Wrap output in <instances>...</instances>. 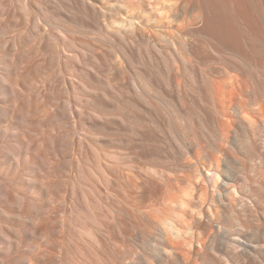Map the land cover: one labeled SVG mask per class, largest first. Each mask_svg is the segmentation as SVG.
<instances>
[{"label":"bare ground","instance_id":"obj_1","mask_svg":"<svg viewBox=\"0 0 264 264\" xmlns=\"http://www.w3.org/2000/svg\"><path fill=\"white\" fill-rule=\"evenodd\" d=\"M16 1L20 3V12L24 16H32L35 20L33 23L39 28L40 23L37 16L41 12L44 13L47 21L53 17V14L44 7L40 8L39 15H37L32 9V6H34L32 3L25 0H9L5 11L6 15H11L9 18L17 19L18 17L20 20L19 14L21 13L19 10L18 16L15 13L17 10H13ZM135 1L138 4L143 2V0ZM92 7L90 5V8ZM126 10L127 15L125 17L130 18L133 22L137 21L140 26L131 28V25L128 24L126 26L121 22H118V24L125 28V32L129 36L131 35L133 44L138 45L139 43L142 48L135 51L125 46L122 47L123 62L114 64L103 62L95 54V47L92 44L87 46L82 41L75 39L74 36L76 35L75 32H80L86 37L92 33L96 36L94 40L100 45H106L111 34L120 36L119 38L124 41L125 38L122 36L120 29L114 28L107 32L100 26L94 27L87 20L88 13L91 12L87 8H84L81 15L73 17V25L68 26L70 30L64 24H62L63 27L56 24L59 28L56 32L57 35L60 32L59 35L62 34L63 36H59L61 48L59 51L54 50L56 52L53 51L54 55L56 57L60 55L59 58L62 64L59 63L62 66L63 63L66 64L65 70L66 67H69L67 66L69 64L71 66L76 64V66L74 65L67 71L69 78L65 79L66 84L64 83L68 89L65 88V91H68L66 101L64 99L65 102H60L62 95L55 97L52 95L50 97L52 100H59V102L55 101L53 103L60 110L61 117L57 118V122H61L63 118V121L67 118V120L72 121L71 118L73 117V120H75V132H73L82 141L83 146L87 144L95 152H101L103 146L101 142L104 139L114 142L121 141L122 138H119V136L123 137V131L126 129L129 133L128 139H126L128 147L140 151L144 162L141 160L142 163H139L142 158H140L141 156L138 157L139 152H137L138 155L135 153L136 156L132 155V158H139V162L135 163L136 159H134L135 162H131L129 156L130 160L125 157L128 160L125 159L128 166H126L127 164L124 165L125 161L123 166L125 168L129 167L131 171H150L151 176L153 172L155 173L153 176H161L163 180L165 178L167 181L170 175L178 183V188L167 186L169 190L166 189L167 192L166 190L163 192L164 195L158 200L159 206L155 205L163 215L161 222H154L153 224L150 222L151 229L157 233L151 234V230L148 226L146 227L149 224L143 223L139 225L140 235L136 237L128 223L121 220H116L113 223V229L117 234L116 239H114V246H118L119 243L124 241L131 242L133 240L134 243H139L143 247L142 252L137 253V251V256L134 257L133 254L135 253L132 250L125 252L121 246V251L123 250L122 257H118L114 264H124L126 255L128 257L132 256L129 264H264V0H154L152 14L149 17V22H154V25L150 23L145 25L142 21L145 16L140 15V17H137V14L131 15L129 8H126ZM106 16L108 15L106 14ZM12 18L9 20L12 21ZM14 21L16 25L20 24L19 21L16 22L15 19ZM35 24H33V27L36 28L35 32H38ZM26 25H28V22ZM12 27L10 25L7 29H12ZM155 30H163L169 39H158L154 34ZM18 33L20 34V32ZM47 33L50 40V34L53 35L54 33L49 30H47ZM57 35L54 37L57 38ZM23 36L24 34L20 37L23 38ZM20 37L16 35L13 39L12 46L15 49L9 54L8 57L10 58H5L6 60L1 58L0 60L5 64L9 63L0 67V91L7 94L8 97H6L7 95L5 97L8 99H4L10 101L9 106L6 105L5 109H3L5 106L0 107V119L7 118L6 120H9L12 126H18L21 123L22 125L23 123L30 124V122L32 125L33 122L30 120L36 117L30 116V114L33 115V113H30L29 108L31 107L28 106V103H32L28 99L30 95L27 97L24 93L26 91L23 92L18 87L22 86L25 90V85L30 84L32 79L30 77L28 79V76H30L29 71H31V75L37 72L36 76L38 75L37 77H41V80H43L45 75L40 73L39 70L41 69L39 67L46 66L49 62V59L45 58L46 63L39 61L40 64L43 63L44 65H35L39 67H33L34 71L30 70L33 56L26 55L24 49L23 52L21 48L23 41ZM37 37L39 38V36ZM32 38L36 40L34 34ZM168 42L172 43V46L168 52H164L162 45L168 44ZM85 48L90 56V63L82 65L84 61L86 62L85 57L88 56L85 53ZM50 49L51 47L49 51ZM201 49L216 58L217 67L199 72L198 59L201 58L199 53ZM140 51L143 52L142 55ZM38 55L43 54L38 53ZM155 57L162 61V67L153 69L146 64L147 60L151 63ZM59 58L52 60L59 61ZM136 58L143 61L144 70L133 68L137 62ZM41 59L43 60L42 57ZM59 63L57 67L60 68ZM55 64L51 65L50 72H54ZM103 65H106L107 70L112 71L113 74L105 75V78L102 79L104 82L100 85L98 80L101 78L100 67ZM46 68L48 67L46 66ZM48 69L46 71H49ZM43 70L42 72L45 73V69ZM57 70L59 69L57 68ZM57 72H59V74L57 73L58 77H61L63 72ZM13 73H16L15 75H18V78L15 75L12 77ZM64 73L62 77H65ZM123 73L127 74L128 83L126 85L128 87L120 83V77ZM48 74H46V77ZM51 75L53 76V74ZM58 77L55 78L58 79ZM55 80L53 78L51 81L55 82ZM25 81L27 83L24 84ZM139 82H141L140 87L137 86ZM52 83L49 81V84ZM34 84L37 85V82H34ZM34 84L32 83V85ZM57 84L59 85V83ZM32 85L29 86L31 91L38 88ZM46 87H48V84ZM39 90L42 89L38 88L35 91L38 92ZM35 93L32 94L35 95ZM39 95L37 94L35 97ZM31 97L32 99L35 98H33V95L29 98ZM39 97L38 99H41ZM36 101L38 102V100ZM52 108L50 109L52 110ZM37 110L35 113L39 111L42 113L41 110ZM69 112H71L70 117ZM54 117H56L55 114ZM48 118L47 120H49ZM38 119L36 120L38 123L34 126L39 125L40 128L44 124L49 126L50 123H52L51 130L52 128L56 129V124L59 126L58 129L61 124L65 125L63 121V123H56V118L53 119L55 125L53 121L50 122L51 118L48 121L50 123L46 120L47 124L44 122V118L39 119L44 124ZM16 121H19L20 124ZM63 125L61 127L66 126ZM11 127L5 130L10 131ZM38 127L37 130L40 133L44 126L41 129ZM46 128L43 129L45 132L47 131ZM23 129L20 130L23 131ZM60 130L62 129L60 128ZM13 132L16 133L17 131ZM10 135L6 136L10 137ZM41 137H44L43 134ZM53 137H44L34 143L28 141L29 143H24V145L20 143L23 147H20L19 144L11 145L14 142L9 143L10 140L7 144H3L5 141H2V146H4L0 148V160L2 166H4L3 168H6V171L9 172L17 171L18 175L21 174V177L26 171H38L41 168L45 171H51L52 163L48 161L47 155L44 154L47 148L45 145L48 146V149H46L47 154L55 159L57 149H59L56 146L59 143L64 145L61 140L65 139V137L62 139L63 135L59 139L60 141L56 140L58 137L56 139L54 137L55 140ZM59 137L61 136L59 135ZM67 137L70 138L71 136ZM18 138L20 139V136ZM132 138H136L138 145L131 142ZM56 141L59 143L57 144ZM61 145H59L61 151L65 147L71 146L66 144L67 146L62 147ZM43 147L45 148L43 149ZM72 147L74 148L75 144ZM73 151H75V148ZM85 151L87 152V150ZM113 151L119 153L118 149H113ZM42 152L47 160L39 161ZM105 153L107 154V151ZM110 153L111 157L112 153ZM113 155V158L119 156L118 154L115 157V153ZM88 157L87 154V157L83 158L82 163H80L81 165L79 164L80 171H92L93 166ZM96 157L98 158V156L95 155L97 161ZM98 159L100 163L105 162L102 161L104 159L100 160V156ZM99 161L96 163L97 167L101 165ZM133 163L138 164L137 169L131 168L136 167ZM67 164L68 162L65 163V165ZM118 164L120 163L118 162ZM104 165H107V162ZM102 168L103 166L99 169ZM247 171L252 174L251 178L247 177ZM94 174L96 177L97 173ZM14 176L16 177V175ZM14 176L13 178H15ZM24 178L26 180L27 177L23 176V181H25ZM17 179L11 181L15 183ZM18 182L20 181H17L16 184ZM5 183L7 184V181ZM5 183H0V203L2 205L0 219L7 225L13 216L16 221H13L15 226L13 229L10 227L11 222L9 227L0 224V238H3L2 240L8 235L10 238V234H13L12 231L19 235V227L23 223L21 220L28 218V215L37 213L42 207L38 198L43 194L52 193L54 188L50 183L40 185L37 180H28L26 183H28L31 190L33 189L34 193L36 188V190H39V192L36 191V193H39L38 198L32 195L34 193L31 194L32 199L30 197L25 199L26 193L23 195L24 198H18L17 195L15 198L12 196H15L16 193L11 192L14 188L13 190L8 189ZM11 185L13 186V184ZM19 186L17 189L22 188ZM22 192L20 191V194ZM13 198H15L14 200L18 198L17 204ZM11 200L14 201L17 208L14 204L12 205L18 209V214H16L17 210L15 213L17 218L13 214L15 210H12L11 203L13 202ZM10 207H12L11 213L13 214L11 217H9L12 215ZM89 208L91 209V207ZM91 210L93 212V209ZM78 215L80 219L87 218L82 213ZM26 220L25 224L26 222L28 224L29 222ZM25 224L22 225L25 226ZM97 224L99 222L95 225ZM26 227L29 226L26 225ZM96 227L94 226V228ZM94 228L89 230L83 226L80 231L83 235L92 237L96 245L102 246L100 237L104 239L105 234L99 229L101 236H94L92 233ZM22 233L25 234L26 232ZM11 238L13 239L12 235ZM21 241L22 239L17 241V244ZM32 254L27 252L23 255L22 262L27 264V261H30L34 264L31 258ZM103 264L106 263L103 262Z\"/></svg>","mask_w":264,"mask_h":264},{"label":"rangeland","instance_id":"obj_2","mask_svg":"<svg viewBox=\"0 0 264 264\" xmlns=\"http://www.w3.org/2000/svg\"><path fill=\"white\" fill-rule=\"evenodd\" d=\"M8 1L9 0H0V60H1V58L4 60H6L5 58H10V57H8V56H10L9 54H11V51L13 49H15L12 46L13 39L16 37V35L19 37L20 36L22 37V35L24 34L23 38L20 37L21 41H23V45L21 48H22V50L23 49L25 50V52H24V50H23V52L27 53L26 55L29 54V56H31V55L33 56V57L31 56L33 59H31V57H30V59H31L30 70H33V67L34 68L39 67V66L36 67L35 65H41V64L44 65L43 63L44 62L46 63V61L48 59H49L48 60L49 62H47L48 64L46 66L48 68L49 67L50 68L49 69L46 68L45 65L39 67V69H41V70H39L40 73L45 75V76L43 75L45 78L42 76V78H44L43 80H41V77H37L38 75L36 76L37 72H36V74L35 73L32 74L33 75V78H32V75L30 74L31 71H29L30 76H28V79H30V78L32 80L34 79L33 82H32V80H30L33 84H34V82H37V85H35L36 83L34 84L35 86L32 85L31 82H30V84L33 87L37 86L39 89H42V90H39L37 92L35 90L38 88H34L35 90L31 91L30 90L31 87L29 89L30 84L26 82L29 80H26L24 82V84L27 83V85H25V87H26L25 90H23L22 86L18 87L23 92L26 91L24 93L27 95V97H28V95H30V96L33 95V98H34L35 95H37V94L39 95L42 92V94H40L41 96L39 95L40 97L36 96L34 99H32V97L29 98L30 96L28 97V99H30V101H32V103H33L32 104L28 100L31 103V104L28 103V106L31 107V108H29L31 110L30 113H33V115L30 114V116H32L34 118L36 117V118L33 120L31 118L30 121L33 122L32 125H31V122H30V124H26V123L24 124L23 123V125H22V123L20 124V122H19L20 120L16 121L17 123L20 124L18 126H12L10 124L11 122L9 120H6L7 118H3V119L1 118L0 120H1L2 124L0 122V146H1L0 148H2L4 146V145L2 146V143L4 141L5 142L3 144H5V143L7 144L9 140H10L9 143L14 142L11 145H13V144L18 145L19 144V146H20L22 143H23V145H24V143H27L28 141L30 143H34L41 138H44V137L49 138L50 136H51V138L54 136L55 139L58 137V139H56V140L60 141L59 139H61L62 135H63L62 139H64V137H65V139L61 140L63 142L62 144H64V145H61V143L56 141L57 144L59 143L58 145L56 144L57 145L56 147L59 149H57L58 151L56 153L55 159H53V157L51 155L47 154L48 152L46 149H48V146L45 145V147H47V148L45 149L46 153H44V154L47 155V159H49L48 161H51V163H52L51 171H45V170H43V168H41V169H38V171H26L25 173L22 174V177H21V174L19 173L20 175H18L17 171H15L16 174H14L15 173L14 171H10L12 173H10L9 171H6V168H3L4 166H2V163L0 160V165H1V167H0V183L3 184L7 181V184H8V182H10V184H8V185L5 183V185L8 186V189L13 190V188H14V190H17L15 192H14V190L11 191L13 193H16L15 196H12V197L16 198V195H17L18 198L19 197L24 198L23 195L26 193L25 199H27L29 197L32 199L33 196L35 198H38L39 193H36V191L39 192V190H36L37 189L36 188L34 190L35 191V193H34L33 189L31 190L28 183H26V182H28V180L29 181L30 180H37L40 185L50 183L54 187L52 190V193L43 194L42 196H40L38 198L39 203L41 202L40 204H42V207H41V209H39L37 211V213L35 212L32 215H28L27 216L28 218L25 217L28 220L23 219L24 217L22 218L23 220H21V221L23 223H21V225L19 227L20 228L19 235H21L22 238H21V236L18 235V233L16 235V232H14V231H12L13 234H10V238H9V235L6 238H4V240H2L3 238H0V264H26V262H22L23 261L22 256L25 255L27 252H30L31 254L33 252V254L31 255L32 256L31 258H32V262L34 264H103V262H105L106 264H114V262L118 259V257H122L123 250L125 252L127 250H132L133 253H135V254H133V256L136 257L137 253L142 252L143 247L139 243H134L133 240H131V242L130 241H124L123 243H119L118 246L116 245L117 247L114 246V239H116L115 237H117V234L113 229V223L116 222V220H121L123 222L128 223V226L132 227L133 234L136 237H139V235H140L139 225H142L143 223L149 224V225H146V227L148 226V228L151 230V232H150L151 234L157 233L156 231L151 229L150 224L151 223L153 224L154 222H161L162 221L163 215L157 209L158 208L157 206H159L158 200L160 199V197H162V195H164L163 192L166 189L169 190V187H167V186H170L171 188L177 187V185H178L177 181L175 180V178L173 176H170V175L168 176L169 180L167 181L165 178L163 180V177H161V176H160L161 179L158 175L153 176V175H155V173H153V172H152V176H151L150 171H143V172H141L139 170H136V171L132 170L131 171V169H129V167L125 168L123 166V163H124L126 158L128 160L131 159V162L132 161L135 162L134 159H136L135 163H137V162H139V158L133 159L132 155H135V153L139 152V155H138V153H137V155H138V157L141 156L140 151H138L137 149H133L132 147H128L126 139H128L129 133L127 132L126 129H124V131H123V137L119 136V138H122L121 141L114 142V141H111L109 139H104L101 142L103 144V146L101 147L102 153L100 151L98 153L95 152V150L90 149L87 144H84L87 146V148H85L86 146H83L82 141L79 140V137H76L74 134V132H75V120H73V117L71 118L72 121L70 119L67 120L68 118L65 119V121L67 120L66 123H65V121H63L64 118L62 117L63 118L62 121L64 122V124L66 126L71 125L72 127L71 126L70 127L73 130H71L69 126L66 127L63 124H61V125L59 124L60 128L62 130H60V128L58 129L59 126H57L56 123L62 122V121L57 122V120L61 117V115H60V112H59L60 110L58 109L57 105H55V104L53 105V103L55 101L59 102V100H54V99L52 100L50 97L52 95H54V97L57 95L58 96L62 95V97L60 98L61 99L60 102L66 101V98L68 97V91H65V88L67 89V85H65L66 84L65 79L69 78L67 76L68 75L67 71L71 67H73L74 65L76 66V64H74L73 66H71V64H69V65H67L69 67L68 68L66 67V70H65L66 64L63 63V66L61 65L62 62H61V59L59 58L60 55L58 57H56L54 55L56 53L55 51H59L61 48V42L59 40L60 39L59 36H63L62 34L59 35L60 32L57 35L56 32H58V30H59L57 25L58 26L61 25V27H63L62 24H64L68 28V26L73 25V23H72L73 17L81 15V13L84 12V8L90 9L91 12L88 13L87 20L91 25H93L94 27L100 26L103 30H105L107 32H110L114 28L120 29L122 31V36L125 38L124 41H122V39L119 38L120 36L114 35V34L110 35L106 45H100V43H98L96 40H94L96 38V36L93 35L92 33L90 35H88V37H86L85 35L81 34L80 32H75L76 35L74 36V38L82 41L87 46H90L92 44L95 47L94 48L95 54L98 55L101 58V60L105 63H109V64L113 63L114 64L116 62H123L122 52H121L122 47L125 46L131 50L137 51L138 49L140 50V48H142V46L139 43H138V45L133 44V38L131 37V35L129 36V34H127L125 32V28H123L121 26V24H118V22L124 23L125 26L127 24L131 25L130 26L131 28H136L137 26H140V24L137 21L133 22L130 18L127 19L125 17V15H127L126 8H129L131 15L137 14V17H140V15L142 17L145 16V18H143L142 21L145 25H149V23H150L149 17L152 14V4L154 3V0H143V2L141 4H138V2L135 0H128V1H125V0H25V1L32 3L34 5V6H32V9H33L34 13L36 12L35 14L39 15L38 11H40L41 7H44L46 10H49L53 14V17L50 18L49 21H47L45 19L46 17H45L43 12H41L40 15L37 16V20L40 23V28L37 27L35 23H33V21H35V20L32 18V16H24L23 13L20 12L19 1H16L14 3L13 10H17V11H15L16 15L19 14L18 13V10H19V12L21 13V14H19L20 20L18 17H17L18 20L16 18L11 17L12 21H10L9 19H11V18H9V17L11 15L10 14L6 15L7 13L5 12L7 9L6 7H7ZM90 5H92L93 7L90 8ZM106 14L108 16H106ZM16 15H15V17H16ZM21 18H22V20H21ZM14 19L16 20V22L19 21L20 24L18 23L19 25H16ZM9 22L10 23L12 22V24H10ZM27 22H28V25H26ZM33 24H35V26L37 27L38 32H35L36 28L33 27L34 26ZM150 24L154 25V22H151ZM10 25H12L13 27H12V29L8 30L7 27L9 28ZM54 25H56V27H54ZM17 26L20 27L21 29L18 28ZM56 28H57V30H56ZM38 29H40V30H38ZM54 29L56 31H53ZM47 30H49L51 33H54L53 35L50 34V36H51V38H53L55 40H53L51 38H50V40L48 39L49 34L47 33ZM68 30H70V29L68 28ZM72 30H73V28H72ZM17 31L20 32V34ZM40 33H42V34L39 35ZM43 33L46 35V37ZM62 33H64V32H62ZM33 34H34L35 38H36V36H39V38H41V39H39L37 37L38 39L36 38V40H33V38H32ZM47 34H48V36H47ZM154 34L160 40L169 39L168 35L163 30H155ZM56 35H57V38L54 37ZM22 39H24V40H22ZM29 39H32V40H29ZM47 39L50 42L51 41L52 42L50 43ZM37 40L39 41V43ZM45 40H47V41H45ZM25 41H26V43H25ZM160 43L162 44L163 42H160ZM171 46H172V43H169V42H168V44L162 45V47H164L163 51L168 52L170 50ZM50 47H51V49L49 51ZM36 50H38V51H36ZM39 50H41L43 52H41ZM37 52L39 54H43V55L40 56V55H38ZM58 53H57V55H58ZM85 53L88 54V51L86 48H85ZM140 53H141V55L143 54V52H141V51H140ZM140 53L138 54L139 56H140ZM199 53L201 54V58L198 59V70H199V72H202V71L204 72V70H206V69H214L215 67L218 66V64L216 62V58L214 56L206 53V51L204 49L199 50ZM41 57L43 58V60L41 59ZM45 58H47V60ZM55 58H59V61L56 60V61H58V62H56L55 60H52ZM85 58H86L85 59L86 62L84 61V63H82V65H85V63L86 64L90 63L89 54ZM136 59H137V62L135 63L133 68L137 69V70H140V69L144 70L143 66H145V65H144L143 61H141L139 58H136ZM138 59H139V61H138ZM39 61L40 62L44 61V62L40 64ZM54 61L56 64L54 63ZM50 62H52V64H55L56 67L59 66L58 63L61 62V64L59 63L60 68L57 67L59 70H57L55 65H53L55 67L56 71L54 70V67H53L54 72H50L52 69L51 68L52 64H50ZM8 64H9L8 62L5 64L2 61H0V67H2L3 65H8ZM146 64L148 66H151L153 69H157L158 67L163 66L162 61L156 57L154 58V60H152L151 63L149 62V60H147ZM42 67H43V69H45V71L47 69L49 71H46L45 73H43ZM61 68H63V69L60 70ZM36 71H38V70H36ZM57 71H61L60 73H62V72L64 73L66 71L67 73H64L65 77H62L63 73L61 74V77H58L59 75H57V73L59 74V72H57ZM100 71L102 74L100 73L101 78H99L98 81H100V85H102L104 82V80H102V79L105 78V75H112L113 72L108 71L106 65L101 66ZM40 73H38V74H40ZM15 74L16 73H13L12 77ZM46 74H48L47 77H46ZM51 74H53V76ZM49 75H51V76H49ZM55 75H57V76H55ZM55 77L56 78L58 77V79H56ZM53 78H54V80L56 79L55 80L56 84L59 83V85L57 84V87H56L55 82L51 81ZM14 79H16V78H14ZM35 79H37V80H35ZM70 79H71V77H70ZM61 80H63V81H61ZM49 81H50V83L53 82L54 86H53V83L49 84ZM43 82H45V83H43ZM120 83L122 85H125L126 87H128V85H126L128 83L127 74L123 73L121 75ZM28 84H29V86H28ZM38 84H39V86H38ZM47 84H48V87H46ZM43 85L45 86V88ZM49 85L53 86V87L49 88L50 87ZM137 86L140 87L141 82H139L137 84ZM33 87H32V89H33ZM105 87H107V85H105ZM62 91H65V92H62ZM33 92H36L35 95L32 94ZM59 93H60V95H59ZM64 93H65V95H64ZM0 94H1L0 96L3 95L2 98H0V107L2 108L3 106H5L3 108V109H5L6 105L9 106L10 101L5 100V99H8V98H6V97H8L7 94H3L2 91H0ZM38 97L41 99H38ZM35 99L38 100V102ZM42 99L45 100V102H43ZM49 99H51V100H49ZM64 99H65V101H64ZM39 100L40 101L42 100L41 103ZM50 101H52V102L50 103ZM2 102H4V103L2 104ZM57 102H56V104H57ZM37 104H40V105H37ZM49 105H50V108L53 107L52 110L49 108ZM37 106L39 109L37 108ZM36 110L37 111L41 110L42 113H40V111L35 113ZM53 110H55L57 113L55 111H54L55 112L54 113ZM51 111H52V113H51ZM53 113L55 114L56 117H54ZM70 115H71V112H69V117H70ZM39 116L40 117L43 116L42 118H44V120H45L44 122H46L48 117H49L48 118L49 120L51 118L50 122L53 121V124L56 122L55 123L56 125L54 124L56 129L52 128V130H51V124L52 123L48 122L49 120H47V122L50 124H49V126L45 125L43 121L39 120V119H42ZM54 118H56L55 122L53 120ZM37 119H38V121L42 122V124H44V125H42L39 122L40 125H42V127L44 126L43 129L45 127H47L46 132L43 129H41L42 127L41 128L38 127L39 125L34 126V124L38 123L36 121ZM68 121H69V123H67ZM47 122H46V124H47ZM72 122H73L74 127L72 125ZM62 125L65 127H61ZM9 127H11L10 131L5 130V129H8ZM13 127L16 130H14ZM37 127L39 129H41V132L42 131H44V132L39 133V131L37 130ZM20 129H23L25 134ZM48 129L50 130L49 132H48ZM27 130H29V131H27ZM64 130H67V131H64ZM69 130H71L72 133ZM13 131H17L16 132L17 134ZM11 132H13V133L11 134ZM18 132H19V134H18ZM32 132H33V134H31ZM42 134L44 137H41ZM73 134H74V136H73ZM6 135L7 136L10 135V137H7ZM59 135L61 137H59ZM19 136H20V139L18 138ZM22 136H23V138H22ZM46 136H49V137H46ZM67 136H71V137L68 138ZM54 137H53V139H54ZM73 137H75V138H73ZM17 138L19 140V141L17 140L18 143L15 142ZM66 140L69 143H66L67 142ZM79 141H81V142H79ZM64 142L67 145L70 144L71 146L70 145L69 146L71 148L68 147ZM131 142L138 145L136 138H132ZM74 144H75V147H74L75 151H73L74 148L72 147ZM59 145H61L62 147L67 146V147H65V149L67 148L68 151L67 150L65 151L64 148H63L64 150L62 149L63 151H61ZM20 147H23V146L21 145ZM45 147H43V149ZM68 148H70L71 150ZM79 148H81L82 151ZM104 149H106V150H104ZM113 149H118L119 153H118V151H117V153L114 152L115 150L113 151ZM85 150H87V152ZM108 150H110V151H108ZM45 151H43V152H45ZM106 151H107V154L105 153L106 154V156H105L104 152H106ZM43 152L39 156V159H38L39 161H44V159L46 158V156L43 154ZM108 152L109 153L114 152L115 157L118 156V154L121 157L119 158V156H118L119 159L117 157L113 158L114 153H112V154L110 153L111 154V157H110ZM99 153L103 154V155H100ZM87 154L89 156L88 158L90 159V162L93 166V169H92V171H80V165H81L80 163H82L83 158L87 157ZM95 155H97L98 158L100 156V160L104 159V160H102L103 162L105 161L104 163H100L99 159L96 157L97 161H99V163L101 164L99 167H97V164H96L97 161L95 160ZM112 155H113V157H112ZM129 156L131 157L130 159L128 158ZM109 158L110 159L113 158V159L110 160ZM140 158H142V156ZM47 159H45V160H47ZM78 160H80L81 162ZM141 160H143V158L140 159L139 163H142ZM127 161H125V163H124V165L127 164L126 166H128ZM66 162H68L67 165H65ZM106 162H107V165H104V164H106ZM118 162L120 164H118ZM143 162H144V160H143ZM60 163H61V166H60ZM111 164H113L115 166H112ZM133 165L134 166L136 165V167L135 168L131 167V168L137 169L138 164L133 163ZM102 166H103V168L99 169ZM101 170H103V171H101ZM93 172L97 173L96 177H95V174ZM100 172H102V173H100ZM144 172H147V173L150 172L149 173L150 175L146 174ZM32 173H33V175H32ZM9 174L10 175L14 174V175H16V177L14 175L10 176ZM35 174H37V175H35ZM27 175H30L33 177L30 178ZM246 175H247V177H250V178L252 177V174L248 171L246 172ZM5 176H7V177H5ZM13 176L15 178H13ZM23 176L27 177L26 180L24 178L25 181L22 180ZM5 178H6V180H5ZM7 178H9V179L7 180ZM16 178H18L17 181L21 182V180H22V182H21L22 184L20 182H18L20 184H18V183L17 184L20 185L23 189L22 188L17 189L18 185L16 184V182H17L16 180H15V183H13L11 181V180L14 181V179H16ZM24 183H26L25 184L26 186L24 185ZM74 183H75V185H74ZM11 184H13V186ZM19 190L21 192L23 191L22 194H20ZM110 191H112V192H110ZM166 192H167V190H166ZM32 193H34V194H32ZM111 193H113V194H111ZM18 195H20V196H18ZM15 198H13V200ZM18 198H17V200H18ZM17 200H14V201L16 202ZM14 201H12L13 203H11V206L13 207V209H12V207H10V213H11V209L15 210V212L13 214L17 218L16 214H18V209H16L17 207H16ZM88 202L90 203V205ZM12 204H14L16 208ZM16 204H17V202H16ZM156 204H157V206H155ZM0 207H1L0 210H2L1 203H0ZM89 207H91V209H93V212ZM16 210H17V213H16ZM10 213H9V215H10ZM79 213H82L87 218L80 219V216L78 215ZM13 214L10 215L9 217L13 216ZM29 216L32 218H30ZM10 219H9L10 221L8 222V225H7V223L2 222L1 219H0V224L1 225L5 224L9 227L10 226L9 224L11 222L12 224L10 227L13 229V227H15L13 221H16V219L14 216ZM94 219H95V221L96 220H98V221L95 222ZM25 220L28 221L30 224L28 223L29 224L28 225L27 222L25 224ZM146 221H147V223H145ZM98 222H99V224L95 225ZM92 223L93 224L95 223V224L93 225ZM22 224H25V226H23ZM26 225L29 227H26ZM83 226L89 230L94 228V226L95 227L97 226L98 228L96 227L92 230L93 235L96 237H99V235L101 236V233H99V229H101L100 231H102L103 234H105L104 239H103V237L102 238L100 237V240H102V246L96 245L94 242L95 240H93L92 237L82 234L80 229ZM21 228L23 229V231ZM27 228L29 230H26ZM21 231L26 232V233L24 234ZM23 234H24V236H23ZM106 234H107V236H106ZM11 235L13 236V239L11 238ZM108 236H109V238H108ZM6 239H7V241H5ZM19 239L20 240L22 239V241L18 242V244H17V241H20ZM120 247L123 248L122 251H121ZM131 257H128L126 255L124 264H129L131 261ZM29 262L27 261V264H32L31 262L30 263Z\"/></svg>","mask_w":264,"mask_h":264}]
</instances>
